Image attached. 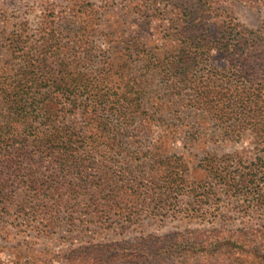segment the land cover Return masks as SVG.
Masks as SVG:
<instances>
[{
    "label": "rangeland",
    "instance_id": "obj_1",
    "mask_svg": "<svg viewBox=\"0 0 264 264\" xmlns=\"http://www.w3.org/2000/svg\"><path fill=\"white\" fill-rule=\"evenodd\" d=\"M235 27L264 28V0H0V264H61L79 248L143 236L264 229V180L253 178L239 191L197 187L206 178L204 158L233 153L249 168L264 158V139L228 137L225 120L193 102L208 77L211 89L222 91L228 79L240 85L242 75L229 74L228 61L213 51L190 64L175 90V68L183 66L175 65L176 52ZM48 38L57 46L48 47L44 72L51 81L43 75L25 86L34 106L21 112L7 96L21 90L25 61L35 59ZM51 122L79 141L77 152L49 142ZM103 124L109 137L100 132ZM93 141L95 147L88 146ZM182 154L189 183L177 189ZM66 159L70 172L73 162L84 161L91 183L105 165L107 185L119 190L109 223L126 225L108 228L100 215L98 222L85 208V184L78 194L67 190L82 183L64 167L61 172L58 162ZM55 203L61 206L54 209ZM172 262L175 257L162 264Z\"/></svg>",
    "mask_w": 264,
    "mask_h": 264
},
{
    "label": "trees",
    "instance_id": "obj_2",
    "mask_svg": "<svg viewBox=\"0 0 264 264\" xmlns=\"http://www.w3.org/2000/svg\"><path fill=\"white\" fill-rule=\"evenodd\" d=\"M49 36L52 37V35ZM48 41L53 40L52 38L45 39L43 46H40L36 51V58L28 62L25 61L24 75L21 80H17L18 88L21 90L13 96L11 94L7 96L13 97L10 104H16L21 112L27 111L26 106H34V101L28 104V99L25 98V86L28 83L34 85L40 82L43 75H46L45 79L48 77L49 81H51L52 76L44 72L45 69L49 70V54L52 53L48 47L54 48L57 46H49L48 44L50 43ZM213 51L218 56L223 57L226 62L228 61L229 68H227V72L229 74L233 73L235 75V73H239L242 75L239 78L244 81L240 85L232 86L228 79L227 88L217 91L216 89H211L214 81L208 77L204 81L205 85L196 89L193 98L195 107H197L198 111L207 113L210 111L209 109H214L217 112L214 116L225 120L226 130L229 131L228 137L231 135L234 138L241 139L251 135L254 136V140L264 139V28L255 32H246L243 28L240 31L238 27L226 28L218 40L209 41L205 44L199 42L190 48H180L176 52L177 55H175V65L183 64V66L175 68V70H180L175 73L176 92L182 89V83L179 84L177 80L181 82L184 81V77L189 76L190 64L198 63L200 61H198L199 56H211ZM39 72H41L40 75L38 74ZM250 77L253 78L250 80ZM246 78H248V83H246ZM53 83L55 84L56 80H53ZM210 97L211 100L209 101L208 98ZM34 99H37V97L34 96ZM8 101L9 98L6 101L9 104ZM213 103L215 104L210 107ZM31 109L34 110V108ZM10 119L13 118L9 117L7 123L10 122ZM47 119H52V116H48ZM50 129L51 131L45 136L51 143H61L59 147L61 152H77L79 150V147H76L79 145V141H73L72 135L63 134V130L52 122ZM202 129L204 130V128ZM226 130L224 129L225 132ZM100 132L103 135L105 134L104 136L109 137L108 124H103ZM224 139L227 141L225 144L232 141L228 138ZM113 140L115 139H109L108 143L110 144ZM81 143L83 144L85 141L82 140ZM89 143L88 146L95 147L94 141ZM188 144L191 146L193 142L189 141ZM112 145L111 143L110 146L112 147ZM225 158L229 159L233 165H228ZM179 160L182 161L179 166L181 167V172L175 179V184L177 189H182L185 184L189 183L185 173L188 167L183 161V154L179 156ZM256 160L258 163L252 164L253 168H249L250 164H247L246 161H243L242 158L233 153L220 158H212L210 156L204 158L205 164H202L201 167L206 174V178L199 181L197 187L204 183L212 191L218 187L239 191L240 186L245 188L246 184L253 181V178L258 177V179L264 180V158L259 157ZM58 164L62 173L65 172L62 168L64 167L68 174H77L79 176L77 179L82 183L80 186L77 185V189L75 187L76 184H70L67 190L78 194L79 189L83 188L82 185L85 184L83 189L89 196L88 204L85 205V208L93 210L98 222L101 220V217H98L100 215L105 216V223L109 225L108 228L116 224L121 227L126 225L125 223L127 222L109 223V219L112 218L110 216L113 212V206L118 204V202L113 200L116 198H114L113 193L119 190L116 191L110 185H107L109 177L104 164L98 168L97 177L94 178L95 182L93 183L88 179L84 161L78 162L77 159L76 162H73L74 170L71 172L67 169L69 159L60 160ZM57 183L59 184V182ZM92 187L94 192L89 190ZM56 191L54 195H60L59 190L57 189ZM95 193L100 195V199ZM260 200L262 199L260 198ZM260 200L258 199L257 201ZM52 206L56 209L57 206H61V203L59 205L55 203ZM54 209L51 208L53 214L55 213ZM194 255H196L197 259H194ZM169 257H175V262L171 264H264V229L251 231L197 230L176 233L173 237L143 236L132 243L124 245L96 244L71 251L61 264H162L164 259Z\"/></svg>",
    "mask_w": 264,
    "mask_h": 264
}]
</instances>
